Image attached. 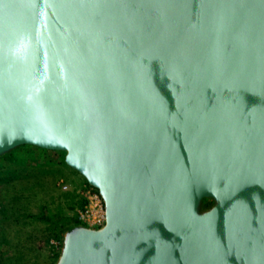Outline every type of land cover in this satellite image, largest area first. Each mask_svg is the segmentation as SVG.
I'll list each match as a JSON object with an SVG mask.
<instances>
[{"label":"water","instance_id":"1","mask_svg":"<svg viewBox=\"0 0 264 264\" xmlns=\"http://www.w3.org/2000/svg\"><path fill=\"white\" fill-rule=\"evenodd\" d=\"M20 146L104 204L56 264H264V0H0V157Z\"/></svg>","mask_w":264,"mask_h":264},{"label":"rangeland","instance_id":"2","mask_svg":"<svg viewBox=\"0 0 264 264\" xmlns=\"http://www.w3.org/2000/svg\"><path fill=\"white\" fill-rule=\"evenodd\" d=\"M64 157V152L33 146H20L0 157L3 264H56L66 229L84 225L78 214L91 187ZM211 205L204 200L202 208Z\"/></svg>","mask_w":264,"mask_h":264},{"label":"built area","instance_id":"3","mask_svg":"<svg viewBox=\"0 0 264 264\" xmlns=\"http://www.w3.org/2000/svg\"><path fill=\"white\" fill-rule=\"evenodd\" d=\"M87 194V203L80 210L78 214V221L83 223L86 227L100 228L105 223L103 201L97 190L93 187L90 188V191H88Z\"/></svg>","mask_w":264,"mask_h":264},{"label":"trees","instance_id":"4","mask_svg":"<svg viewBox=\"0 0 264 264\" xmlns=\"http://www.w3.org/2000/svg\"><path fill=\"white\" fill-rule=\"evenodd\" d=\"M84 204V203H83ZM83 204H82V206H83ZM0 264H3V260H2V258H1V256H0Z\"/></svg>","mask_w":264,"mask_h":264}]
</instances>
